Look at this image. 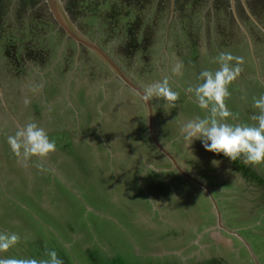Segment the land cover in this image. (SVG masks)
<instances>
[{
    "label": "rangeland",
    "instance_id": "1",
    "mask_svg": "<svg viewBox=\"0 0 264 264\" xmlns=\"http://www.w3.org/2000/svg\"><path fill=\"white\" fill-rule=\"evenodd\" d=\"M59 2L75 30L142 91L167 77L180 93L177 107L167 113L162 99L149 101L152 131L185 175L205 188L195 190L189 181L193 193L183 185L182 193L163 192V177L152 168L168 166L167 159L154 158L138 95L90 51L65 38L43 0H0V232L21 237L0 258L46 259L52 249L64 264H264V164L231 161L198 139L188 149L180 131L187 120L207 115L186 89L199 83L201 70L219 67L215 58L221 52L244 58L243 71L229 86L226 104L237 114L229 122L254 123L253 97L264 94V0H244L262 29L234 0L247 38L229 0ZM178 60L181 75L171 71ZM33 121L55 141L56 151L42 161L22 162L7 137ZM112 138L121 158L114 157ZM172 169L166 180L173 186L181 173ZM137 173L154 179V194L175 212L183 205L196 213L194 225L180 222L175 232L149 228L141 217L149 197L141 187L129 192ZM210 226L220 234L212 241ZM177 239L193 246L175 253Z\"/></svg>",
    "mask_w": 264,
    "mask_h": 264
},
{
    "label": "clouds",
    "instance_id": "2",
    "mask_svg": "<svg viewBox=\"0 0 264 264\" xmlns=\"http://www.w3.org/2000/svg\"><path fill=\"white\" fill-rule=\"evenodd\" d=\"M235 62V63H233ZM219 67L215 70L203 69L199 72V83L190 85L186 91L193 94L198 107L207 113L187 120L180 126L185 146L189 149L194 139L201 140L203 147L215 154H223L231 161L243 160L245 164H264V94L253 97V107L257 114L250 117L254 123H230L237 114L229 110L226 100L230 97L229 86L243 71L244 58L230 52H221L215 58ZM183 62L177 61L172 67L173 74L181 75ZM162 99L165 113L177 107L180 93L174 91L167 77L148 84L143 91L145 102ZM25 105L29 103L27 99ZM13 154L22 162L38 157L46 159L56 151V143L36 122H29L17 129L14 135L7 137ZM214 165L219 161L213 160ZM37 167H42L37 164ZM15 232H0V253L8 252L20 242ZM46 259L36 258H0V264H64L56 250L49 249Z\"/></svg>",
    "mask_w": 264,
    "mask_h": 264
},
{
    "label": "crops",
    "instance_id": "3",
    "mask_svg": "<svg viewBox=\"0 0 264 264\" xmlns=\"http://www.w3.org/2000/svg\"><path fill=\"white\" fill-rule=\"evenodd\" d=\"M149 105H150V103H149ZM150 108H151V105H150ZM132 119L133 118H130V121H132ZM134 121L138 124L137 118L134 119ZM106 131H108V130L106 129ZM112 132L111 133L114 135L115 131L113 129H112ZM147 132H148V128H147ZM148 135H149V139L151 141V146L153 145L152 147H154L156 149L157 155L154 154V158H157L158 161H160V158H162V157L167 159L165 161H167L168 166H163V165H159L157 163H153L155 166L158 167V170H155L154 168H152L154 173H156L159 176L163 177V179L161 180V182L163 184L162 185V189L164 188L163 192H165L167 194H168V192H171V191L174 194L175 193H182L183 192L182 185H183L184 188H187L189 191H192V189L187 187L188 185H190L189 181L192 182L193 184H195L194 185L195 186L194 187L195 190L200 191V189H201V187L203 185L200 182H198V180H194V179L189 178L188 176H186L184 171H183V168L180 167L176 163V160L174 159V156L172 154L170 155V152H168L167 149L164 146H162L157 141L158 144H160L163 147L164 152L159 150L156 147V145L154 144V141L152 140L149 132H148ZM106 136H107V134H106ZM153 136H154V139H156L155 135H154V132H153ZM101 139L103 140V138H101ZM110 141L113 144L116 145L117 150H114V151H116L115 154H114V157H115V159H117L120 156V150L121 149L117 146V141H116L115 138L110 139ZM103 142H106V141L103 140ZM148 149L149 148L147 147V151H148ZM120 158H121V156H120ZM137 159L139 160V158H137ZM170 161H172V163ZM146 166L147 167H151L152 165L150 166V164H148ZM173 167L178 169L177 171L181 173L180 174L181 175V177H180L181 181L179 182L178 181L179 178H177V176H176V178H175L176 180L174 182L175 185L172 186V185H170L172 182H169L170 183L169 184L168 181L166 180V176H167L166 174H167V172H172V170H173L172 168ZM141 175L142 174H140V173L136 174V182H135L134 185L130 186L129 192H131V193L135 192L137 190V188L141 187L142 190L145 192V195L147 197H149L148 201H150V203L148 205V209H146V211L141 216L142 220L146 219V222L144 221V223H146V225L149 228L154 229V230L159 229V230H166V231H170V232H175V231H177L176 229L179 230L180 225H181L180 222L183 223V225L186 226L187 228H190L192 225H194V224H192L191 216L194 215V217H195L197 215L196 213H194L192 215H191V213H187V210L183 209V205H179L180 208L175 209V210H177V212H175L174 209H171L169 207L170 206L169 202L165 201L164 196L161 197V195L157 196L156 194H154V191H159V189H157L158 186H154V182H155L154 179H152L151 177H149L147 175H144V176H141ZM167 183H168V185H167ZM164 184L167 185V186L165 187ZM177 184H179V185H177ZM198 186H201V187H198ZM190 193H193V191L190 192ZM211 214H212V212H211ZM195 219H196V222H197L198 221V217L195 218ZM172 223H176V226L173 229L170 228V225ZM148 227H146V228H148ZM209 228H211V230L209 232L210 240L212 238H215L216 236L220 235L218 230L217 231L214 230L213 226H210ZM193 238L194 237H191L190 240H193ZM171 239H172V237H171ZM176 242H177V245L175 246V249H177L178 247L181 249V248H183L182 246H184L187 249V247H190L192 245V244L191 245H186L185 243L184 244H179V242H180L179 239H177ZM195 243H199V242L197 241ZM204 244H206V243H204ZM202 246H203V243H200L199 247L201 248ZM179 248H178V250L176 252H175V250H173V252H175V253L181 252V251H179Z\"/></svg>",
    "mask_w": 264,
    "mask_h": 264
},
{
    "label": "water",
    "instance_id": "4",
    "mask_svg": "<svg viewBox=\"0 0 264 264\" xmlns=\"http://www.w3.org/2000/svg\"><path fill=\"white\" fill-rule=\"evenodd\" d=\"M46 8L53 20V22L56 24V26L59 28V30L63 33L65 38H68L74 42V44L79 47H84L88 51H90L94 56L97 57L111 72V75L114 78H117L121 81V83L128 88H130L138 97L141 99V101L144 104L146 113H147V128L148 132L154 141V144L156 147L164 152L163 147L158 144L157 140L154 139L153 131H152V114H151V108L149 105V102H145L143 99V91L136 86L130 78L125 75L119 68L116 66V64L107 56V54L102 51L94 42L89 40L88 38L84 37L82 34L78 33L75 28L70 24V22L65 17L62 8L60 6L59 0H43ZM242 7L244 8L245 13L247 16L252 20V22L259 28L262 29V27L254 20L252 15L249 13L248 9L246 8L244 4V0H239ZM229 6H230V13L232 14V17L235 21V23L238 25V27L242 30L245 37L247 38V35L244 31V28L242 24L237 19V16L234 11V0H229ZM168 156V155H167ZM174 164V163H173ZM178 170V169H177Z\"/></svg>",
    "mask_w": 264,
    "mask_h": 264
},
{
    "label": "trees",
    "instance_id": "5",
    "mask_svg": "<svg viewBox=\"0 0 264 264\" xmlns=\"http://www.w3.org/2000/svg\"><path fill=\"white\" fill-rule=\"evenodd\" d=\"M8 40H10V39H7V40H6L5 42H3V43H7ZM9 53H10V52H9ZM80 97L82 98L83 96L80 95Z\"/></svg>",
    "mask_w": 264,
    "mask_h": 264
},
{
    "label": "bare ground",
    "instance_id": "6",
    "mask_svg": "<svg viewBox=\"0 0 264 264\" xmlns=\"http://www.w3.org/2000/svg\"><path fill=\"white\" fill-rule=\"evenodd\" d=\"M149 102V101H148ZM171 155V154H170ZM173 166V165H172Z\"/></svg>",
    "mask_w": 264,
    "mask_h": 264
},
{
    "label": "flooded vegetation",
    "instance_id": "7",
    "mask_svg": "<svg viewBox=\"0 0 264 264\" xmlns=\"http://www.w3.org/2000/svg\"><path fill=\"white\" fill-rule=\"evenodd\" d=\"M250 48V47H249Z\"/></svg>",
    "mask_w": 264,
    "mask_h": 264
}]
</instances>
